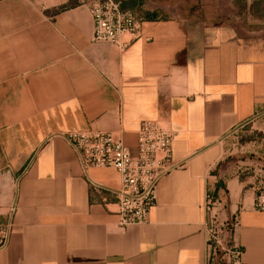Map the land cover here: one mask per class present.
<instances>
[{
    "label": "crops",
    "instance_id": "obj_1",
    "mask_svg": "<svg viewBox=\"0 0 264 264\" xmlns=\"http://www.w3.org/2000/svg\"><path fill=\"white\" fill-rule=\"evenodd\" d=\"M0 0V264H208L206 198L238 214L241 264H264V0H147L140 37L94 41L82 0ZM173 135L146 223L119 225L67 139L142 123ZM112 208V207H110Z\"/></svg>",
    "mask_w": 264,
    "mask_h": 264
},
{
    "label": "built area",
    "instance_id": "obj_2",
    "mask_svg": "<svg viewBox=\"0 0 264 264\" xmlns=\"http://www.w3.org/2000/svg\"><path fill=\"white\" fill-rule=\"evenodd\" d=\"M94 20V41H108L121 49L140 37L144 18L125 9L118 0L87 2ZM138 153L133 155L123 138L113 131H74L67 139L78 154L85 173L90 168H113L121 176L118 188L89 179L90 191L101 196V202L119 217V225L146 223L157 201V181L165 170L172 151L173 135L151 121L139 129ZM255 208L264 211V171L253 185ZM206 234L208 264H241L244 250L234 234L240 226L238 214L221 216V199L213 192L206 198ZM112 207V208H110ZM8 230L0 234V248L7 241Z\"/></svg>",
    "mask_w": 264,
    "mask_h": 264
},
{
    "label": "rangeland",
    "instance_id": "obj_3",
    "mask_svg": "<svg viewBox=\"0 0 264 264\" xmlns=\"http://www.w3.org/2000/svg\"><path fill=\"white\" fill-rule=\"evenodd\" d=\"M83 2L87 3L93 0H82ZM121 2V5L125 9H132L134 10L139 16L146 17V13H140L144 11V5L146 4L147 0H118ZM78 2V0H70L69 4H73Z\"/></svg>",
    "mask_w": 264,
    "mask_h": 264
}]
</instances>
